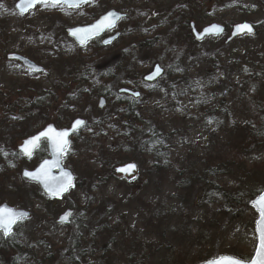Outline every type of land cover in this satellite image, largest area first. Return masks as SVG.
<instances>
[{
    "label": "rangeland",
    "instance_id": "rangeland-1",
    "mask_svg": "<svg viewBox=\"0 0 264 264\" xmlns=\"http://www.w3.org/2000/svg\"><path fill=\"white\" fill-rule=\"evenodd\" d=\"M15 1L0 0V205L30 214L9 235L15 264H61L72 235L79 246L70 251L73 264L248 261L258 219L249 204L264 190V135L240 158L226 142L242 136L236 126L264 131L260 3L96 0L75 10L43 4L20 16ZM112 8L139 25L137 32L133 22L119 26L123 38L106 52L80 50L63 34ZM242 22L256 25L257 35L229 45L227 34L194 42L189 32L191 23L201 29ZM11 53L43 71L7 62ZM155 64L164 75L145 83ZM122 89L141 96L134 100ZM77 97L82 105L72 100ZM127 108L135 122L125 116ZM78 118L85 126L63 158L76 184L64 198H49L20 176L46 151L25 160L16 148L47 123L66 128ZM115 125L127 128L117 136ZM129 162L138 172L126 182L113 169ZM67 208L75 212L70 226H57Z\"/></svg>",
    "mask_w": 264,
    "mask_h": 264
},
{
    "label": "water",
    "instance_id": "water-1",
    "mask_svg": "<svg viewBox=\"0 0 264 264\" xmlns=\"http://www.w3.org/2000/svg\"><path fill=\"white\" fill-rule=\"evenodd\" d=\"M92 0H81L80 5H84V4H87L89 2H91ZM260 3H262L264 5V0H259ZM21 0H18L15 5H14V9L19 13L21 14V10L19 8H17V4L20 3ZM43 3H52V0H33V3L29 6H27V10H25L23 12L26 13L28 12L29 10L33 9L35 6H37L38 4H43ZM57 5H63L65 7H74V6H69L68 4H65V3H60V4H57ZM109 13H115L114 11H109L108 13H106L105 15L101 16L97 21H95L93 24L89 25V26H85V27H76V28H73V29H69L67 30V36L71 39L74 40V42L76 44H78L79 46H83L86 42L96 38V37H99L101 36L106 30H111L113 29V27L115 26V24L123 17L121 16L120 14H116V17L118 18H110L113 23H112V26L111 27H108L106 26L107 25V22H105V24L101 25V28L99 31H97L96 29H94L92 26L93 25H97L98 22H100L102 20V18L106 17ZM243 25H249L251 30L248 31V29H244V28H238V26H243ZM212 26H216V28L219 29V31L216 30V28H212ZM76 29H80L81 31L76 33V35H73L72 32L73 30H76ZM206 29H210L209 32H205ZM225 32V27L224 26H221V25H217V24H212L210 26H207L205 27L204 29H202V31L200 33H197L195 30L192 31V34H193V37L196 41H201L202 39H204L205 37H212V36H220V35H223ZM256 33V30L255 28L249 24V23H246V22H243V23H238V24H234L231 26L230 28V33H229V37L227 38V40L225 41V45H228L230 42H232L234 39L236 38H239V37H243V36H254ZM115 38H117V36H114L113 38H110V39H107L103 42L104 45H108L110 44ZM83 41V42H81ZM107 41V43H106ZM6 59L8 61H15V62H19L23 68L25 69H28V70H31V71H39L40 68L37 67L34 63H32L31 61H29L28 59L26 58H23L19 55H16V54H9ZM159 68L158 66H155L154 69H153V72L149 75V76H153L152 79H149L147 76L145 78V80L147 82H153L155 81L158 77H160L162 75V70L160 69L159 73L156 74V69ZM155 74V75H154ZM123 93H128L130 94L129 92L127 91H123ZM133 97L134 98H138L139 95L138 94H133ZM99 107L102 108L103 107V100L101 99L99 101ZM79 120V119H77ZM75 120V121H77ZM75 121H73L70 125V127L68 129H64V130H58L56 129V127L53 125V124H49V125H46L44 127V129L42 131H40L39 133H37L36 135L32 136V137H29L27 139H25L23 142H22V145L18 148V151L23 155V157L29 159L32 157L33 153L35 152V150L40 146L41 142L44 141L47 145V152H48V158H46L45 160H43L42 162H40L38 164V166L31 170V171H28V170H23L21 172V178L28 181V182H31V183H35L38 185L40 191L50 197V198H57V199H60L62 197H64L68 192L69 190L73 187L74 185V176L73 174L71 173V171L67 168H65L62 164V157L64 156L65 154V151L66 149L68 148L69 146V139L70 137L76 132L78 131L79 129H81L83 126H84V122L83 124L81 125H75L74 127V123ZM79 121H82V120H79ZM49 129H52L53 131L49 132L48 130ZM68 132V135L66 137H63V138H60L58 137V133H62V132ZM40 133H47V135L45 136H41L39 141L37 142V146L32 148L31 150V155H26L25 152L23 151V146L25 145V142L34 138V137H37L39 136ZM61 139H66L68 141L67 145L65 146V150L63 152H60L59 151V148H58V145H59V142ZM58 160V163H59V166L56 167V166H52L53 165V162L54 161H57ZM45 162H48L47 166H46V172H47V175L46 176H42V179H47V180H53V179H59L63 176L64 173H69L71 175V184L72 186L64 193H62L61 195L59 196H52L48 193V191L45 189L44 187V183L41 182V180H34V179H31L27 176H25V172H31V173H35L37 172L38 169L41 168V165H44ZM129 165H134V164H127L125 166H122V167H119L116 169V173L118 174H121L122 176H127V177H130L134 174V172L136 171V165H134L135 167L134 168H128ZM121 169H125L124 171H121ZM264 196V191L258 196L256 197L251 203H250V206L257 212L258 214V220L256 221L255 223V232H256V236H257V244H256V248H255V252L251 258V260L249 262H245V264H251V261L256 257V253H257V249L259 248L260 246V234H261V230H264V223H258L261 221V211L260 209L262 207H264V201H261V197ZM0 210H4V211H11L12 213H25L26 215L24 216H20L17 218L16 222L12 225L11 227V231L12 229L15 227V225L28 218L29 216V213L24 211V210H14L10 207H8L7 205L3 204L0 206ZM74 214V211L72 210H66L64 211L61 215L58 216V218L56 219V224L57 225H69L70 222H71V218ZM62 217H64L65 219L62 220ZM3 237L6 238L9 234L5 235V233L3 232V230H0ZM10 231V232H11ZM226 258H232V257H221L217 260H213V261H208L204 264H229L228 260Z\"/></svg>",
    "mask_w": 264,
    "mask_h": 264
},
{
    "label": "snow or ice",
    "instance_id": "snow-or-ice-1",
    "mask_svg": "<svg viewBox=\"0 0 264 264\" xmlns=\"http://www.w3.org/2000/svg\"><path fill=\"white\" fill-rule=\"evenodd\" d=\"M81 0H52L53 6L60 4V3H65L68 4L69 6H74L78 7L80 4ZM33 3V0H21L20 3L17 4V8L21 10V14L25 10H27V6L31 5ZM110 18H118L116 17L115 13H109L106 17L102 18L100 22H98L97 25H93L92 27L96 29L97 31L100 30L101 25L105 24L107 22L108 27L112 26L113 21ZM244 28L248 29V31L251 30L249 25H243V26H238V28ZM212 28H216V26H212ZM217 31H219L218 28H216ZM80 29L73 30L72 34L76 35V33L80 32ZM210 29H206L205 32H209ZM83 42V41H81ZM107 43V41H106ZM160 71L159 68L156 69V74H158ZM155 75V74H154ZM149 79H152L153 76H149ZM83 124V121H75V125H81ZM49 132L53 131L52 129L48 130ZM47 133H40L39 136L34 137L28 141L25 142V145L23 146V151L25 152L26 155H31V150L32 148L37 146V142L39 141L41 136H45ZM58 137L63 138L68 135V132H62L57 134ZM68 141L66 139H61L58 145L59 151L63 152L65 150V146L67 145ZM48 162H45L44 165H41V168L37 170L35 173L31 172H25V176L34 179V180H41V182L44 183L45 189L48 191V193L52 196H59L62 193L66 192L71 186V175L69 173H64L63 176L59 179H53V180H47V179H42V176H46V166ZM52 166H59L58 160L53 162ZM134 165H129L128 168H134ZM125 169H121V171H124ZM261 201H264V196H262ZM261 211V221L258 223H264V207L260 209ZM26 215L25 213H12L10 210L9 211H4L0 210V230H3L5 235L9 234L11 231L12 225L16 222L17 218L20 216ZM65 219L62 217V220ZM229 262V264H245V262L241 260H237L235 258H226ZM251 264H264V230H261L260 234V246L257 249L256 257L251 261Z\"/></svg>",
    "mask_w": 264,
    "mask_h": 264
},
{
    "label": "trees",
    "instance_id": "trees-1",
    "mask_svg": "<svg viewBox=\"0 0 264 264\" xmlns=\"http://www.w3.org/2000/svg\"><path fill=\"white\" fill-rule=\"evenodd\" d=\"M262 30L264 31V24H261ZM78 70V68H77ZM78 72V71H76ZM83 84L87 85V82L85 80L81 81ZM84 93V91L80 90L79 92H77L78 96H82ZM74 99H78L80 104H82L81 100L77 97ZM72 99V100H74ZM127 112V113H126ZM125 116L128 118L132 119V122H135L136 118V113L134 110L132 111H125ZM121 121L122 123L125 122V120L123 119H116V121ZM116 128L118 129L116 131V135L119 136L121 133V129L120 128H124L126 129L128 126H119V125H115ZM128 127L133 128L132 125H129ZM237 128L234 129V131H241L243 134L242 136H238V133L234 135V137L232 138V140H229L228 142H226V145L229 146L230 151H233V156L234 158H240L242 155V150H244L246 148V146H251V144L249 142H253V143H258V140H260L263 135H264V131L263 128H261L260 130H258L257 133L252 132V130H250L249 127H244V126H236ZM233 131V130H232ZM125 138H127V136H125ZM234 139V141H233ZM41 151V150H40ZM38 151V152H40ZM37 152V153H38ZM36 153V154H37ZM42 157H39V160L42 159ZM214 161V160H213ZM204 174V173H203ZM3 177V176H2ZM72 230V229H71ZM69 239H73V240H68L67 244L65 245L66 248V255L64 256L61 264H73L74 260L72 258V255H70V251L79 248L77 242H74L75 240V236L73 237L70 236ZM15 245L12 239L8 238H3L2 236H0V261H3L5 264H15L16 260L14 258V250H15ZM49 259V258H47Z\"/></svg>",
    "mask_w": 264,
    "mask_h": 264
},
{
    "label": "flooded vegetation",
    "instance_id": "flooded-vegetation-1",
    "mask_svg": "<svg viewBox=\"0 0 264 264\" xmlns=\"http://www.w3.org/2000/svg\"><path fill=\"white\" fill-rule=\"evenodd\" d=\"M100 6L102 7H105L107 6L106 4H103V2L101 1L100 3ZM101 15V14H99ZM98 15V16H99ZM129 16L125 15L124 19H122L120 22L116 23L115 26L113 27L112 30L110 31H106L104 32L100 37H98L96 40H95V43L91 46V47H94L96 49H98L99 51H103V52H106L104 50H107L109 49L111 46H114V45H117L123 38V34L120 33L118 31V27L121 26L122 24H129L130 22H133L132 23V26L134 27L133 30L137 32L138 30V25H139V22L136 21L135 19H128ZM114 36H117V38H115L110 44L108 45H104L103 42L107 39H110V38H113ZM131 44H132V41H131ZM137 46V45H136ZM134 46V47H136ZM139 47V46H137ZM90 48V47H89ZM109 52V51H108ZM80 74H88L87 72H81ZM82 80H84L83 78H81ZM130 90V89H129ZM132 91V90H131ZM104 105H105V101H104ZM134 177L132 178H129V179H126V178H123L125 179L126 182H129L133 179Z\"/></svg>",
    "mask_w": 264,
    "mask_h": 264
}]
</instances>
